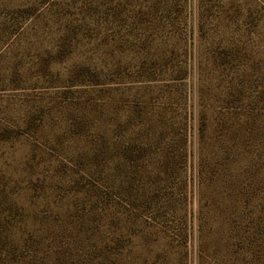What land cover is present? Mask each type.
Masks as SVG:
<instances>
[{
    "label": "rangeland",
    "instance_id": "1",
    "mask_svg": "<svg viewBox=\"0 0 264 264\" xmlns=\"http://www.w3.org/2000/svg\"><path fill=\"white\" fill-rule=\"evenodd\" d=\"M79 65L102 70L101 78H73ZM180 66L184 78L170 80ZM69 125L89 128L86 139L64 135ZM0 138V178L11 189L30 161L40 173V165L62 164L105 190L135 233L128 264H199L202 147L207 169L222 173L213 216L222 215L235 252L200 264H264V252L258 263L247 239L237 243L244 228L264 239V0H0ZM103 138L155 153L139 163L142 172L114 180L115 169L92 172L74 156ZM181 145L186 165L169 175L156 157ZM39 188L38 180L24 204L37 217L54 207L35 200ZM187 226L186 253L178 252Z\"/></svg>",
    "mask_w": 264,
    "mask_h": 264
},
{
    "label": "trees",
    "instance_id": "2",
    "mask_svg": "<svg viewBox=\"0 0 264 264\" xmlns=\"http://www.w3.org/2000/svg\"><path fill=\"white\" fill-rule=\"evenodd\" d=\"M186 71L185 66L169 69L170 80H182ZM71 75L83 81L92 80L89 85H93L101 78L102 70L79 65L72 70ZM81 116H78L81 117L78 123L85 122L86 115ZM88 131L89 128L84 125H69L64 135L84 140ZM201 134L200 138L203 132ZM86 144V147L74 153L75 159L81 161L85 168H91L92 172L102 173L108 168L115 169L114 180L121 177L126 179L129 173L142 172L145 168L143 165L142 169L138 168L139 163L155 153L147 144L130 141L114 143L109 138H103L99 143L89 141ZM224 150L228 153L231 151L229 146ZM187 153L182 145L177 150L162 149L156 157L159 161L157 164L164 165V171L169 175L174 171L181 174L186 165ZM205 155L201 147L195 172L198 196L195 213L198 244L195 256L199 264L209 256L213 263H218L217 257L224 256V259L235 252L231 250L233 243L230 242V229L226 238L223 237V229L219 225L222 215L213 216L219 207L215 197V183L220 180L222 173L214 172L213 168L207 169L209 164ZM172 160L175 161L170 165ZM37 166V163L28 161L23 173L19 174L22 176L13 180L12 189L8 187L9 181L0 178V264H128V258L135 259L131 248L135 233L131 226L124 223L126 218L117 213L118 206L105 198V190L98 185L81 183L62 164L48 162L40 165L46 167V173L37 171ZM94 167L98 170H94ZM38 180L40 192L35 195V200L39 204L53 202V216L52 213L41 211L37 217L35 208V212H31L24 206L27 204L26 199L32 197L28 194L30 188ZM203 185L207 190H202ZM113 221L119 224L113 226ZM188 228L190 226L183 229L184 233L177 242L178 252L186 253V239L188 233L191 234ZM262 233L259 228L250 231L244 228L237 235V243L247 239L250 259L256 262L261 252H264V239L258 240ZM168 238V245L172 246L174 239ZM223 239L225 243H221ZM222 247L228 249L223 250ZM243 263L251 264L252 260Z\"/></svg>",
    "mask_w": 264,
    "mask_h": 264
}]
</instances>
